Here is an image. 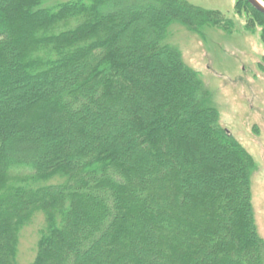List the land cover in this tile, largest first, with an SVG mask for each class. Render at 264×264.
Segmentation results:
<instances>
[{
    "label": "trees",
    "instance_id": "1",
    "mask_svg": "<svg viewBox=\"0 0 264 264\" xmlns=\"http://www.w3.org/2000/svg\"><path fill=\"white\" fill-rule=\"evenodd\" d=\"M172 23L231 24L187 0H0V264L38 213L30 264H264L255 163Z\"/></svg>",
    "mask_w": 264,
    "mask_h": 264
},
{
    "label": "rangeland",
    "instance_id": "2",
    "mask_svg": "<svg viewBox=\"0 0 264 264\" xmlns=\"http://www.w3.org/2000/svg\"><path fill=\"white\" fill-rule=\"evenodd\" d=\"M55 1L45 0V3ZM187 1L217 10L225 22L231 23L204 26L200 32L172 23L166 41L180 51L185 64L198 72L217 110L219 125L253 158L250 201L257 233L264 242V40L259 36L260 27L247 25L251 13L243 0ZM41 223L42 216L38 213L19 229L17 264H30L34 260L37 228Z\"/></svg>",
    "mask_w": 264,
    "mask_h": 264
},
{
    "label": "water",
    "instance_id": "3",
    "mask_svg": "<svg viewBox=\"0 0 264 264\" xmlns=\"http://www.w3.org/2000/svg\"><path fill=\"white\" fill-rule=\"evenodd\" d=\"M249 2V4L255 8L256 10H258L259 12L264 14V6L259 3L258 0H247ZM262 3H264L262 0H260Z\"/></svg>",
    "mask_w": 264,
    "mask_h": 264
},
{
    "label": "bare ground",
    "instance_id": "4",
    "mask_svg": "<svg viewBox=\"0 0 264 264\" xmlns=\"http://www.w3.org/2000/svg\"><path fill=\"white\" fill-rule=\"evenodd\" d=\"M258 1H259V3H261L264 6V3H262L260 0H258Z\"/></svg>",
    "mask_w": 264,
    "mask_h": 264
}]
</instances>
